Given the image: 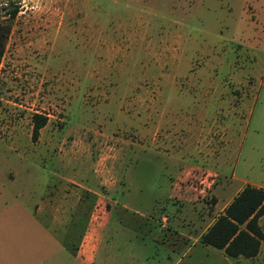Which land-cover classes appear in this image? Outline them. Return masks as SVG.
<instances>
[{"label":"rangeland","instance_id":"374dc122","mask_svg":"<svg viewBox=\"0 0 264 264\" xmlns=\"http://www.w3.org/2000/svg\"><path fill=\"white\" fill-rule=\"evenodd\" d=\"M12 1L0 59V239L19 237V264H79L71 253L87 218L104 230L95 264H264V240L257 256L226 261L200 243L172 254L157 238L162 216L198 233L210 221L201 214L212 194L197 177L182 179L194 185L189 199H165L168 155L192 135L205 77L224 86L218 96L208 85L225 99L207 115L213 150L228 136V174L264 184V54L252 65L235 0ZM10 5L0 0V11ZM34 113L47 117L36 139Z\"/></svg>","mask_w":264,"mask_h":264},{"label":"crops","instance_id":"0c3cea01","mask_svg":"<svg viewBox=\"0 0 264 264\" xmlns=\"http://www.w3.org/2000/svg\"><path fill=\"white\" fill-rule=\"evenodd\" d=\"M237 6L238 16L242 19V22L249 31H252L253 38L251 45L253 47V62H256V50L264 54V0H235ZM254 16V17H253ZM253 17V18H252ZM238 21H240L238 19ZM251 29V30H250ZM263 48V49H261ZM241 67H239L240 69ZM245 71H237L234 70L232 75L234 78H242L250 80L249 84L253 91H255L257 86L261 83V78H258L252 73H244ZM209 75V74H208ZM214 77L207 76L205 77V93L203 97V101L200 99V96H193L192 105L190 106L191 112L194 114L193 124L194 129L192 135L188 139V143L182 142L178 140L175 143V147H173V151L169 154V159L173 162L174 170L171 174L166 177V200L170 201L171 198L175 199H189V193L191 188L194 187L192 182L188 184L185 181H182L184 177H197L200 179L212 194V206L211 204L206 208V213L204 212L202 217L210 218L208 225L203 227L202 231L199 233L197 231H192L190 228H186L184 230H180L177 224H174L173 221L169 220L164 223L165 217H161V221L156 222L159 224L161 228L160 233H157V238H161L162 243L167 248V251L172 254L175 252H179L183 247L184 252H187L191 249V247L197 243H200L206 249H210L213 253H219L222 259L229 261L230 256L226 255L222 249L215 248L210 245H206L200 242L201 234L206 231V229L214 222L217 216L224 212L225 207L230 203L233 197L246 185L251 184L264 188L263 183H258L255 181H251L246 177L237 176L234 172L228 174V170L226 169V162L228 161V154L231 150L232 139H229L228 136H221V140L219 139V143L217 144L218 151H214L212 137L210 136L211 130V118H209L208 113L214 112V107H217L218 111H221V108L224 107L223 104L225 99H221L218 96L221 95L222 90L224 89L223 83H213L209 82V79H213ZM208 85L215 86L221 88L219 95L209 94L212 87H208ZM258 90V89H257ZM250 96H253V100L256 102L258 93L251 92ZM215 99V100H214ZM214 100V103L211 102ZM253 101V102H254ZM241 104L245 105L244 99L241 100ZM240 104V105H241ZM240 107H250V106H238ZM238 109V108H237ZM216 111V110H215ZM241 111H243L241 109ZM240 111V112H241ZM201 114H204L202 116ZM201 122L198 124V122ZM185 141V140H184ZM216 164L214 167L212 164ZM171 179V180H170ZM204 188H201L199 191H202ZM186 201V200H184ZM202 213V212H201ZM141 215H143L141 213ZM62 216H57L56 219H62ZM163 220V221H162ZM264 220V215L259 217V223L264 230V226L262 225V221ZM192 225L195 227L196 224L193 222ZM187 223V221L185 222ZM187 223L189 227L191 224ZM163 230H166V234H161ZM103 229H94L93 224L91 222V218H87V221L84 225L82 234L77 243V246L72 249V256L75 260L79 262V264H95L97 251L100 247V243L102 241ZM16 239V240H15ZM15 241L18 242V249H15ZM263 241V240H262ZM260 249L261 250V245ZM183 245H180V244ZM19 237L13 236L12 243L8 242V244L4 243V238L0 239V264H19ZM168 252V253H169ZM260 252L257 253V255ZM256 255V256H257ZM168 257L170 255L167 254ZM243 256L231 257L234 261L237 259H241ZM255 257V256H254ZM251 257H246V259ZM253 258V256H252ZM172 264H175L173 262ZM232 264V263H231Z\"/></svg>","mask_w":264,"mask_h":264},{"label":"trees","instance_id":"16d2710c","mask_svg":"<svg viewBox=\"0 0 264 264\" xmlns=\"http://www.w3.org/2000/svg\"><path fill=\"white\" fill-rule=\"evenodd\" d=\"M10 1V6H3L0 16V59L11 29L10 19L18 11V4ZM47 117L41 113L32 115V137L37 138L40 128ZM264 215V188L246 184L219 214L214 222L200 236V242L222 249L230 257H252L260 249L264 240V230L259 217Z\"/></svg>","mask_w":264,"mask_h":264}]
</instances>
